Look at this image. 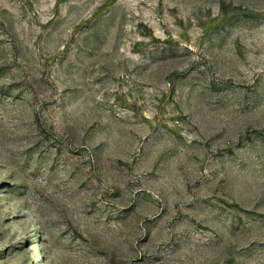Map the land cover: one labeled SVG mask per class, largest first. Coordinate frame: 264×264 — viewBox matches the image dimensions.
Masks as SVG:
<instances>
[{"label": "rangeland", "instance_id": "obj_1", "mask_svg": "<svg viewBox=\"0 0 264 264\" xmlns=\"http://www.w3.org/2000/svg\"><path fill=\"white\" fill-rule=\"evenodd\" d=\"M0 264H264V0H0Z\"/></svg>", "mask_w": 264, "mask_h": 264}]
</instances>
